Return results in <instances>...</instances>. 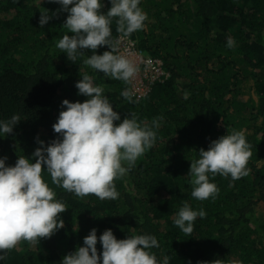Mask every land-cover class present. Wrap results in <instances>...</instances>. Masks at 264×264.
Returning a JSON list of instances; mask_svg holds the SVG:
<instances>
[{"label":"trees","instance_id":"trees-1","mask_svg":"<svg viewBox=\"0 0 264 264\" xmlns=\"http://www.w3.org/2000/svg\"><path fill=\"white\" fill-rule=\"evenodd\" d=\"M102 4L99 11L106 13L111 4ZM140 6L148 14L146 27L128 38L159 59L167 76L137 99L132 80L105 78L84 63L92 50L72 61L56 47L63 35H71L63 25L67 12H58V4L0 0V120L21 118L0 138L7 165L17 156L30 158L40 146L37 138L46 146L58 136L52 124L62 100L87 99L75 87L85 73L104 89L121 120L134 113L149 126L159 121L155 144L115 181V200L77 197L42 173L67 207L60 214L64 226L36 244L19 241L0 264H60L92 228L98 237L111 228L118 239L153 234L160 247L151 251L158 259L169 256L170 264H264V163H258L264 159V0H141ZM41 13L54 16L41 26ZM115 20L113 39L120 35ZM227 37L235 41L231 48ZM105 50L107 45L96 51ZM125 90L134 102L121 95ZM232 129L243 130L251 145L249 174L236 181L211 177L219 188L216 198L195 199L186 175L190 161ZM184 202L206 211L191 235L173 224ZM96 247L102 250L99 239Z\"/></svg>","mask_w":264,"mask_h":264},{"label":"clouds","instance_id":"clouds-1","mask_svg":"<svg viewBox=\"0 0 264 264\" xmlns=\"http://www.w3.org/2000/svg\"><path fill=\"white\" fill-rule=\"evenodd\" d=\"M52 2L60 6L58 12H67L63 25L71 35H63L56 47L68 60L74 61L85 49H90L92 54L84 60L86 65L102 72L105 78L130 82L137 67L120 53L119 47L132 33L146 27L148 14L140 6L141 0H109L111 7L106 13L99 11L102 0ZM54 15L41 13L39 24L45 25ZM113 18H116V32L120 34L116 39L112 37ZM226 43L231 48L235 41L227 37ZM105 45L109 50L98 54L96 50ZM80 77L75 83L77 95L87 99L83 102L62 100V110L52 124L58 134L55 139L45 146L37 138L40 146L31 157L17 156L14 165H7L8 157L0 156V260L19 241L36 244L64 226L60 214L67 207L56 198V192L42 173L46 172L53 184L77 197L91 194L101 200H115L119 196L115 181L126 175L156 142L157 119L151 126L138 121L134 113H128L121 120L104 89L94 83L93 76L85 73ZM121 95L134 102L129 91ZM20 120L18 114L0 120V138L12 133ZM197 152L198 158L190 161L186 174L192 185L191 195L197 200L216 198L219 188L211 177L219 174L236 181L249 174L247 165L252 152L243 130H227L225 135L211 140L207 150L200 148ZM258 163H264V159H258ZM205 216L203 208L196 210L184 202L173 224L185 235H191L196 218ZM98 239L102 247L99 252ZM159 247L156 236L150 233L118 239L111 228L99 237L97 229L92 228L83 237V244L65 254L60 264H170L169 256L158 259L151 251Z\"/></svg>","mask_w":264,"mask_h":264},{"label":"built area","instance_id":"built-area-1","mask_svg":"<svg viewBox=\"0 0 264 264\" xmlns=\"http://www.w3.org/2000/svg\"><path fill=\"white\" fill-rule=\"evenodd\" d=\"M119 51L121 54L127 56L137 67L135 76L138 81L132 80L133 94L138 99L144 96L149 89L150 84L159 79L162 75H165L162 69V63L159 59H152L149 56L143 54V52L137 48L135 40L129 38L121 42ZM167 76V74L165 75Z\"/></svg>","mask_w":264,"mask_h":264},{"label":"rangeland","instance_id":"rangeland-1","mask_svg":"<svg viewBox=\"0 0 264 264\" xmlns=\"http://www.w3.org/2000/svg\"><path fill=\"white\" fill-rule=\"evenodd\" d=\"M132 79H133L134 84H135V81H138L139 78H137L136 76H134ZM138 82H139V81H138Z\"/></svg>","mask_w":264,"mask_h":264}]
</instances>
